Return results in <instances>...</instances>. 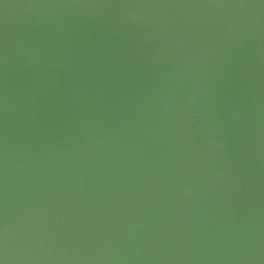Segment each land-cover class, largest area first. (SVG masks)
<instances>
[{"label": "water", "instance_id": "water-1", "mask_svg": "<svg viewBox=\"0 0 264 264\" xmlns=\"http://www.w3.org/2000/svg\"><path fill=\"white\" fill-rule=\"evenodd\" d=\"M0 264H264V0H0Z\"/></svg>", "mask_w": 264, "mask_h": 264}]
</instances>
